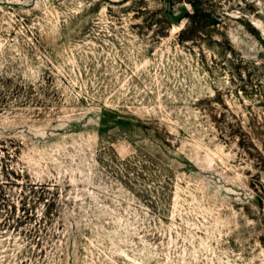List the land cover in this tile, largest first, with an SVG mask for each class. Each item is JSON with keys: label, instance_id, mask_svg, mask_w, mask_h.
Masks as SVG:
<instances>
[{"label": "rangeland", "instance_id": "obj_1", "mask_svg": "<svg viewBox=\"0 0 264 264\" xmlns=\"http://www.w3.org/2000/svg\"><path fill=\"white\" fill-rule=\"evenodd\" d=\"M0 264H264V0H0Z\"/></svg>", "mask_w": 264, "mask_h": 264}, {"label": "trees", "instance_id": "obj_2", "mask_svg": "<svg viewBox=\"0 0 264 264\" xmlns=\"http://www.w3.org/2000/svg\"><path fill=\"white\" fill-rule=\"evenodd\" d=\"M21 179V178H18ZM19 201L9 202L3 198V203L1 209L5 212V220L8 228L10 227L11 221L15 222L16 224H22L23 222H27L28 219H33L35 225L29 229L31 235H35L38 233L41 228L39 222L36 221H43L44 219H51V216L56 214L59 215L58 212L54 213L51 210V207L54 206L56 203V198L53 197V189H60L56 182L51 183H35L29 179H21L19 180ZM20 204L18 210L22 211L23 213L17 214V204ZM54 204V205H53Z\"/></svg>", "mask_w": 264, "mask_h": 264}]
</instances>
